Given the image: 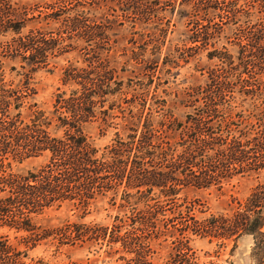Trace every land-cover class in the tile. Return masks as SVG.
Here are the masks:
<instances>
[{
	"label": "trees",
	"instance_id": "16d2710c",
	"mask_svg": "<svg viewBox=\"0 0 264 264\" xmlns=\"http://www.w3.org/2000/svg\"><path fill=\"white\" fill-rule=\"evenodd\" d=\"M108 1L84 0L88 5ZM116 1L120 5L133 3L135 11L147 15L140 22L154 24L149 26L147 38L142 39L141 56L131 57L144 66L146 84L156 87L148 101L144 92L141 96L133 92L130 97L124 96L127 86L105 64L101 69L92 66L84 75L80 70H65L63 88L54 95L51 109L45 110L33 100V75L47 68L55 57L50 50L55 40L28 34L0 52L1 58L17 63L10 70L19 76L16 83L6 80L0 59V227L29 231L33 216L47 209L70 203L83 212L99 197L112 193L113 197L119 195L121 203L110 231L123 226L125 231L107 240H120L136 255L140 248L136 242L142 237L148 241L159 239L156 233L163 228L177 232L170 235L176 245L189 242V233L206 236L213 231V236L235 239L250 235L252 254L258 264H264V182L226 220L195 221L179 211V219L172 224V219L162 220L155 211L146 210L149 206L144 197L148 190L158 192L159 197H175L187 186L207 187L237 174L264 171V0H180V6L190 9L182 8L178 14L203 11L204 24L189 21L183 38L178 37L181 44L174 45L167 44L168 18L150 22L159 8L172 19L177 11L174 6L151 5L159 0ZM172 1L176 0H168ZM1 2L0 29L20 32L27 19L15 20L4 14ZM71 25L78 26L75 22ZM88 26L84 22V27ZM226 26L233 28L239 40L234 52L224 45L215 47ZM94 31L86 32L85 41L95 43L97 36L99 43L109 38L105 32L102 35L101 28ZM203 51L205 60L211 63L197 68L204 70V74L200 72L204 80L185 92L184 103L189 110L183 119L178 120L172 112L158 114L159 102L154 96L162 80L157 74L161 66L172 67L180 59L188 63ZM103 56L106 58L102 60L110 63L114 55ZM167 82L164 78L162 84ZM161 101L167 106L164 98ZM179 101L183 103V99ZM26 108L30 110L27 117L23 115ZM115 112L121 113L119 131L99 151L84 130L98 121L110 126L108 120L116 116ZM40 156L47 157V161L36 171L11 170L13 161ZM164 163L171 168L162 167ZM155 164L161 167H148ZM87 225L73 222L62 229L63 237L56 239L69 244L94 241L95 236L86 233ZM145 230L155 236L145 238ZM183 257L185 254L179 250L173 260L177 263Z\"/></svg>",
	"mask_w": 264,
	"mask_h": 264
},
{
	"label": "rangeland",
	"instance_id": "374dc122",
	"mask_svg": "<svg viewBox=\"0 0 264 264\" xmlns=\"http://www.w3.org/2000/svg\"><path fill=\"white\" fill-rule=\"evenodd\" d=\"M88 1L92 2V0ZM93 1L100 2L101 0ZM179 1L169 3L168 0H159L158 4H151L155 8L174 6L177 10L172 19L169 18L168 12H160L161 8L158 9V13L155 12L150 17L152 23L160 19L170 20L167 33L170 39L167 44L174 45L177 42L181 44L178 37L183 38L182 34L190 26H186L189 21L195 19L204 24L201 19L203 11L193 10L191 12L189 10L187 15L186 13L178 14L182 8L190 9V7L180 6ZM115 2L88 5L84 0H2L1 10L4 14H10L15 20L24 18L27 20L20 32L0 29L1 53L28 34L36 38L44 37L50 41L55 40V44L50 46L55 57L50 59L47 68H42L33 75V85L36 88L33 100L40 108L51 109L54 95L63 88L65 70H80L84 75V72L92 66L94 69H101L105 67V64L111 67L115 71V76H120L119 79L123 80L124 85L127 86L125 89L128 93L124 96L130 97L132 92L136 96H141L144 92L147 101L150 99V94L156 90V87L154 84H146L144 66L135 62L138 59L131 60V57L141 56L142 39L147 38L151 28L149 26L154 24L140 22L147 15H143L145 12L135 11L132 8L133 3L120 5L116 0ZM71 22H75L78 26H72ZM84 22L89 25L87 28L84 27ZM90 27H96L93 29L95 30L93 34L99 32L101 28L102 35L105 32L106 37L109 38L97 43L99 40L96 36V44L90 40L85 41L86 32L93 31ZM226 28L218 38L219 41L215 47L224 45L234 52L239 40L233 28L230 29L227 26ZM208 48L212 47L208 46ZM111 53L114 55L111 62H104L102 58L106 57L103 54ZM204 54L205 51L195 58L188 59V63L180 59L178 64L172 67L161 66V71L157 74L162 80L158 87V94L155 92L156 96H154L156 102H159L157 103L159 106L156 107L158 114L172 112L178 120L183 119L184 114L189 110L185 105L187 103H184V94L191 86L203 82L204 76L200 72L204 74V70L198 69L211 63L205 60ZM0 59H2L6 80H13L16 83L19 76H15V72H11L10 67L17 63L9 58L0 57ZM167 68L169 71L166 70ZM164 78L168 80L167 84H162ZM153 79L155 82L154 75ZM161 98L167 101V106L163 105ZM180 99H183V103L179 101ZM122 105L126 106L125 103ZM29 114V109L23 110L25 117ZM115 115L114 118L108 120L110 126H105L98 121L88 125L84 130L88 140L99 151L104 150L114 138V133L119 131L118 124L122 121L121 113L115 112ZM46 161L47 157L43 156L29 157L21 162L13 161L11 170L16 173L36 171ZM169 165L164 163L161 166L170 169ZM161 166L155 164L148 167L156 170ZM263 182L264 171H261L258 174H237L219 184L213 183L207 187L187 186L175 197L162 195L159 197L158 192L148 190L144 193L145 203L149 206L146 210L155 211L162 220L172 219V224L179 219L177 218L179 211H182L185 217L194 218L195 221L211 219L213 221L220 217L229 219L233 215L231 212L241 208L252 190ZM119 203H121L119 195L113 197L112 193H107L106 197H99L92 202L83 211L85 213L70 203L47 209L33 216L32 229L29 231L1 226L0 264H258L252 254L253 243L250 235H242L235 239L233 236H213L215 234L213 231L207 232L206 234L209 235L206 236L189 233V242L176 245L172 243L173 238L170 235L177 234V232L174 229L167 231L163 228L162 231L156 233L159 234V239L148 241L149 239L140 238L136 242L140 247L136 255L130 252V248L122 246L120 240H107L125 231V226L121 229L116 227L113 230L114 233L110 231L113 229L110 224L119 210L117 207ZM73 222L88 224L89 229L86 233L92 234L96 239L74 244L60 243L56 238L63 237L60 232ZM176 226L178 225L175 224ZM213 230L217 231L214 228ZM150 232V230H145L142 235L145 238L150 235L155 236ZM102 237L104 239H101ZM179 250L185 254V257L176 263L173 255Z\"/></svg>",
	"mask_w": 264,
	"mask_h": 264
}]
</instances>
